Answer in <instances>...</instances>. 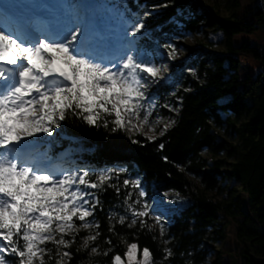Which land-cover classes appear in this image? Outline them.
I'll return each instance as SVG.
<instances>
[{"label":"snow or ice","instance_id":"snow-or-ice-1","mask_svg":"<svg viewBox=\"0 0 264 264\" xmlns=\"http://www.w3.org/2000/svg\"><path fill=\"white\" fill-rule=\"evenodd\" d=\"M42 7L51 12L37 29L33 17ZM59 7L63 14L51 5L0 0V264H48L53 259L68 264V249L78 237L77 252L107 255L97 244L96 211L104 210L99 194L108 188L119 201L106 213L113 235H119L116 225L148 232L158 226L163 237L170 218L164 201L148 197L138 177L121 181L123 167L65 168L42 151L45 138L53 137L69 116L122 132L139 144L135 136L154 141L174 124L159 114V107L176 111L149 95L168 66L156 62L157 51L140 45L142 19L110 17L101 11L103 5L88 0ZM164 47L167 57L175 59V47ZM81 230L86 234L80 236ZM163 254L164 259L173 255L167 247ZM124 258L127 264H152L150 250L138 249L135 242L127 245ZM112 264H123L122 257L113 256Z\"/></svg>","mask_w":264,"mask_h":264},{"label":"trees","instance_id":"trees-1","mask_svg":"<svg viewBox=\"0 0 264 264\" xmlns=\"http://www.w3.org/2000/svg\"><path fill=\"white\" fill-rule=\"evenodd\" d=\"M117 2L126 16L142 18L144 27L140 45L150 51L164 47L181 28L191 33L206 28L221 34L224 54H211L207 62L203 59L205 51L190 47L186 57L171 64L166 80L150 88L149 95H155L160 105L170 101L168 96L172 90L176 91L179 100L174 124L164 136L154 141L135 136L140 143L132 144L124 133L89 126L76 116H69L55 130L48 147L51 157L76 147L79 150L76 157L82 160V166L95 169L123 167L125 173L121 174V181L125 176L138 177L148 197L172 192L184 205L178 211H173L167 203L163 205L170 210V218H166L169 240L165 245L147 229L137 231L116 225L119 235H113L108 231L106 213L119 201L115 191L108 188L99 194L104 210L96 211L101 233L97 244L101 253L107 251L108 254L77 252L78 237L77 243L68 249L72 253L68 264H112L115 255L124 260L127 245L133 242L140 250L144 247L150 250L152 264H205L207 240L214 242L216 238H223L221 228L212 232L210 229L220 218L233 220V214L243 216L236 226V239L254 247L255 256L264 257V232L248 226L253 219L241 210L238 199L231 197L227 203L207 197V192L220 191L218 180H222L223 175L233 179L241 185L249 207L260 210L256 219L264 225V43L254 40L256 32H264V8L256 4L244 8L238 15L239 2L231 0L230 16L221 17L209 12L207 6L199 9L197 0ZM149 11L152 14L145 17ZM238 36L242 39L235 43L234 37ZM242 68L250 73L241 74ZM189 69L195 71V76ZM220 129H224L228 139L235 135L236 143L220 139L216 133ZM161 143L163 149L159 148ZM204 154L212 158L224 154V158L208 165ZM228 159L233 162L227 163ZM225 166L228 168L225 173L218 171ZM188 175L199 179L203 189L188 180ZM236 209H240L239 213ZM117 211L122 209L117 208ZM85 234L81 230L79 235ZM210 234L217 237L210 239ZM105 239L111 240V244L105 243ZM165 247L173 253L168 259H164ZM241 254L243 264H251L249 254L245 251ZM48 264H55L54 259Z\"/></svg>","mask_w":264,"mask_h":264},{"label":"rangeland","instance_id":"rangeland-1","mask_svg":"<svg viewBox=\"0 0 264 264\" xmlns=\"http://www.w3.org/2000/svg\"><path fill=\"white\" fill-rule=\"evenodd\" d=\"M229 1L231 0H197V7L201 9V7L207 6L209 12L215 13L221 17H228L230 16V12L228 11V8L230 7ZM19 2L21 3L35 2L43 6L51 5L54 6V10L57 14H63L65 9L59 7L60 5L79 3L81 2V0H19ZM88 2H94L103 5L101 11L106 12L108 16L113 18L118 17V15L120 14H124L122 10V6L118 5V3H116V0H88ZM238 2L240 6L239 10L236 13L238 15L243 12L244 8L251 7L256 4L264 8V0H238ZM39 11L50 13L51 9L42 7L39 9ZM148 13L149 14L145 15V17H149L152 14V11H149ZM241 39L242 36L234 37V42L238 43ZM254 40L257 43H262V42L264 43V32L262 30L256 32L254 35ZM169 43L172 44L176 49L175 59H171L167 57V53L169 49L164 47H158L155 49V51L159 53V58L156 60V62L165 63L168 66L167 71L163 73L165 80L170 71L171 64L175 61L181 60L182 58L186 57L188 53V48L190 47L200 48L201 50L205 51L203 54V59L206 60L207 62L211 54H216V55L224 54V45L221 34L219 32H214L206 28L202 29L201 32L198 33H191L181 28L179 29L178 33L173 38H171L167 44ZM245 73H250V70L246 68H242L241 74L244 75ZM175 92L176 91L172 90L171 94L168 96V99H170L168 105L175 108L176 111H169L168 108L162 106L157 109V111L161 116L165 118H170L173 121H174V116H176L179 109L178 106L179 100L176 98ZM161 126L162 125H157V129ZM216 133L220 139H228V137L224 133V129H220L218 131L216 130ZM158 137L160 136L157 134L156 138ZM51 138L52 137L45 138L48 141V143L45 145L44 149H42V151H46L49 154V156H51L50 150L48 149L49 141ZM228 141H230L231 143H236L237 139L235 135H233V137L229 138ZM77 154H79L78 148L71 147L63 151H60L58 156H55L52 159L56 164L65 168L79 167V165L81 164L79 163L80 158L76 157ZM203 157L206 159L207 164L211 165L213 161L224 158V154L218 156L217 158H212L207 154H204ZM74 158H77L79 160H75ZM226 162L231 163L233 162V159H228L226 160ZM227 169H228L227 166H225L219 168L218 171L225 173ZM205 170L208 171L210 170V168H205ZM132 178H136V177H132ZM187 178L188 180L193 181L198 189L200 190L203 189V186L201 185L199 179L195 178L193 175H188ZM218 185L220 187V191L216 190L213 192H207V197L217 202L226 201L227 203L230 202L231 197H236L239 201V206L241 210H244V213L249 215L253 219L248 226L254 231L260 233L264 232V225L258 222V220L256 219V215L258 212H260V210L259 209L253 210L249 207L246 196L242 191L241 185L237 183L235 180L230 179L224 175L222 180L221 179L218 180ZM153 196H156L158 200L167 203L173 211L181 210L184 207L183 203L175 193L168 192L164 194H153L150 195L149 197H153ZM239 210L240 209L238 210L236 209L237 213H239ZM233 215L235 216L233 220H230L228 218H220L216 222L214 227L210 229V231L212 232L221 228L223 231V238L217 239L216 238L217 236L215 234H210V239L212 238L214 239L216 238V239L214 240V242L212 240H207V242L204 245L207 250V258L205 264H213L215 261H217V264H243L241 252L245 251L248 254L254 255V247L250 246L249 243L247 242L238 241L236 239L235 237L236 226L239 222L243 220V216L239 214L236 215L233 214ZM148 223L149 225H154V221H152L151 219H149ZM152 231L156 235L157 239L161 241L164 245L165 243L163 241L169 240L167 228H166L165 236L163 237L160 236L158 226H153ZM123 264H127L126 259L123 260Z\"/></svg>","mask_w":264,"mask_h":264},{"label":"water","instance_id":"water-1","mask_svg":"<svg viewBox=\"0 0 264 264\" xmlns=\"http://www.w3.org/2000/svg\"><path fill=\"white\" fill-rule=\"evenodd\" d=\"M249 261L251 264H264V257H258L255 255H248Z\"/></svg>","mask_w":264,"mask_h":264},{"label":"bare ground","instance_id":"bare-ground-1","mask_svg":"<svg viewBox=\"0 0 264 264\" xmlns=\"http://www.w3.org/2000/svg\"><path fill=\"white\" fill-rule=\"evenodd\" d=\"M47 14V13H46Z\"/></svg>","mask_w":264,"mask_h":264}]
</instances>
